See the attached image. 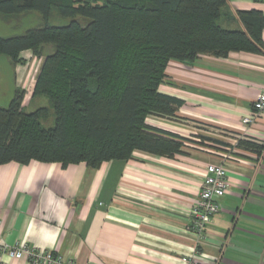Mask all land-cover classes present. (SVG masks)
<instances>
[{"label": "crops", "instance_id": "crops-1", "mask_svg": "<svg viewBox=\"0 0 264 264\" xmlns=\"http://www.w3.org/2000/svg\"><path fill=\"white\" fill-rule=\"evenodd\" d=\"M249 9L264 14V0H229L219 24L238 29L235 11ZM261 38L264 43V28ZM19 57L23 61L16 64L0 58V106L21 89L23 109L35 110L46 104L44 95H33L42 57L30 49ZM263 87L264 54L230 51L199 54L190 62L169 60L159 90L182 104L175 119L148 116L146 121L182 137V152L134 151L126 160L97 168L38 160L0 164V244L27 242L74 264H184L182 255L194 249L198 264H264V148L257 155L236 146L238 154L226 156L191 146L202 129L264 146V113L241 122ZM226 139L223 146L231 142ZM219 162L228 187L196 244L188 210L206 165ZM2 261L29 264L6 255Z\"/></svg>", "mask_w": 264, "mask_h": 264}, {"label": "trees", "instance_id": "trees-1", "mask_svg": "<svg viewBox=\"0 0 264 264\" xmlns=\"http://www.w3.org/2000/svg\"><path fill=\"white\" fill-rule=\"evenodd\" d=\"M229 0H0V13L35 10L44 23L20 34L0 36V54L16 64L20 51L42 57L33 95L46 96L53 125L41 119L49 108L25 112L17 89L0 106V164L31 160L62 166L84 162L97 168L126 160L134 151L160 156L182 152L183 138L147 123L148 116L175 119L182 101L159 90L169 60L190 62L199 54L230 51L264 54V14L236 10L238 29L219 24ZM68 23H48L51 12ZM78 18L81 19L78 20ZM203 140L227 145L221 140ZM260 155L264 146L236 139Z\"/></svg>", "mask_w": 264, "mask_h": 264}, {"label": "built area", "instance_id": "built-area-1", "mask_svg": "<svg viewBox=\"0 0 264 264\" xmlns=\"http://www.w3.org/2000/svg\"><path fill=\"white\" fill-rule=\"evenodd\" d=\"M262 113H264V87L252 103L251 114L243 116L241 122L249 124ZM227 187L226 169L223 162L206 165L196 201L188 210V229L195 237L196 244L202 242L205 237L206 225L211 221L213 215L218 212L219 200L226 192ZM196 252L197 250L194 249L190 253L183 254L181 260L184 264H198L195 257ZM3 255L25 259L29 264H74L72 260H64L58 253L23 241H17L13 244H0V264H4L2 261Z\"/></svg>", "mask_w": 264, "mask_h": 264}, {"label": "rangeland", "instance_id": "rangeland-1", "mask_svg": "<svg viewBox=\"0 0 264 264\" xmlns=\"http://www.w3.org/2000/svg\"><path fill=\"white\" fill-rule=\"evenodd\" d=\"M78 20L81 21L80 18H78ZM68 21H69V18L60 16L57 11L53 10L51 12L48 23L52 24V25H62V24L68 23ZM43 23H44V21H43L41 15L39 14L38 11H35V10L25 11V12L20 13V14H2V13H0V36L17 35V34L22 33L23 31H25L28 28H31L34 26H40ZM52 51H53V47L51 45H46L43 48L42 59L44 58L45 55H47L48 53H50ZM0 56H2L0 58H3L4 60H8V57L6 55L1 54ZM5 62H7V61H5ZM3 67H5V66L3 65ZM5 69L8 70V68H6V67H5ZM3 70H4V68H3ZM41 97L44 98V100H46V104H38V105L39 106L44 105L47 108H49V111H48L49 113L47 114L46 117L41 119V122L46 127L51 126V125H53L54 115H53V111H52L50 101L46 96H41ZM35 100H38V99H35ZM8 104H6L5 106H2V107H6ZM36 107H38V106H36ZM24 111L30 112V111H33V109L30 110L29 108H24ZM199 136H209L211 138H216V139L221 140V141L222 140L227 141L226 138H229V140L231 142H228L229 146H223V145L215 144V143L208 141V140H203L202 138H199ZM234 138H236V136L231 134L230 132H227V131H222V130L205 131L202 129V131L197 132L196 140L194 141V144H191V146L194 145L197 148H201L204 150L208 149V150L218 152V153L226 155V156H228V155L229 156H235L236 154H238L237 153L238 149L235 146L236 142H235Z\"/></svg>", "mask_w": 264, "mask_h": 264}]
</instances>
